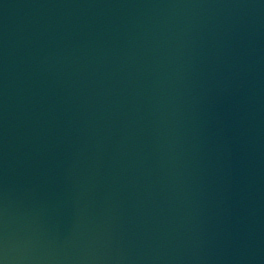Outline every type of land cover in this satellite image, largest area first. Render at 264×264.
Instances as JSON below:
<instances>
[{"label": "water", "instance_id": "water-1", "mask_svg": "<svg viewBox=\"0 0 264 264\" xmlns=\"http://www.w3.org/2000/svg\"><path fill=\"white\" fill-rule=\"evenodd\" d=\"M0 264H264V0H0Z\"/></svg>", "mask_w": 264, "mask_h": 264}]
</instances>
